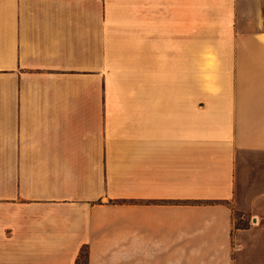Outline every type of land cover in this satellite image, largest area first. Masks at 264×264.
Segmentation results:
<instances>
[{
    "label": "crops",
    "instance_id": "obj_1",
    "mask_svg": "<svg viewBox=\"0 0 264 264\" xmlns=\"http://www.w3.org/2000/svg\"><path fill=\"white\" fill-rule=\"evenodd\" d=\"M263 174L262 0H0V264H264Z\"/></svg>",
    "mask_w": 264,
    "mask_h": 264
},
{
    "label": "rangeland",
    "instance_id": "obj_2",
    "mask_svg": "<svg viewBox=\"0 0 264 264\" xmlns=\"http://www.w3.org/2000/svg\"><path fill=\"white\" fill-rule=\"evenodd\" d=\"M262 6H263V12H264V0H262ZM263 177H264V174H263ZM233 213H234V224L235 225H243V224H245V221H243V219L241 217H239V215L241 214L240 210L235 209ZM78 264H84L83 255L79 256ZM86 264H87V262H86Z\"/></svg>",
    "mask_w": 264,
    "mask_h": 264
},
{
    "label": "trees",
    "instance_id": "obj_3",
    "mask_svg": "<svg viewBox=\"0 0 264 264\" xmlns=\"http://www.w3.org/2000/svg\"><path fill=\"white\" fill-rule=\"evenodd\" d=\"M83 252V253H82ZM83 255V258H84V264H86V262H87V252H86V250L85 249H83L81 252H80V254H79V256H82ZM78 263V262H77Z\"/></svg>",
    "mask_w": 264,
    "mask_h": 264
}]
</instances>
